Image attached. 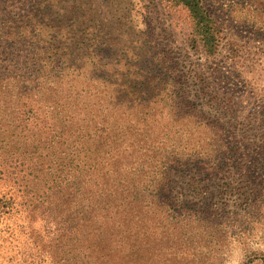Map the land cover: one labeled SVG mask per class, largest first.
Returning <instances> with one entry per match:
<instances>
[{
    "label": "trees",
    "instance_id": "obj_1",
    "mask_svg": "<svg viewBox=\"0 0 264 264\" xmlns=\"http://www.w3.org/2000/svg\"><path fill=\"white\" fill-rule=\"evenodd\" d=\"M165 1L187 12L192 43L215 56L220 29L203 1ZM140 9L0 0V154L32 184L3 194L0 216L26 213L28 264H190L189 241L208 251L227 241L219 210L185 209L175 184L201 200L210 183L248 176L247 155L144 34ZM256 263L264 252L245 262Z\"/></svg>",
    "mask_w": 264,
    "mask_h": 264
},
{
    "label": "rangeland",
    "instance_id": "obj_2",
    "mask_svg": "<svg viewBox=\"0 0 264 264\" xmlns=\"http://www.w3.org/2000/svg\"><path fill=\"white\" fill-rule=\"evenodd\" d=\"M124 1L134 8L132 15L140 8L145 14L141 6L148 7L144 16H136L140 28L159 44L164 56L179 64L191 90L204 92L197 104L220 122L227 143L241 148L251 167L248 176L231 174L210 183L201 200L192 198L185 185L175 184L174 194L182 207L197 213L216 207L229 234L227 241L209 247L211 251L200 240L189 241V253L196 257L192 260L186 254L185 259L190 264H245L254 252H264L260 205L264 199V5L254 0H202L220 29L218 52L209 56L201 45L192 43L185 10L165 0ZM12 163L0 154V197L18 196L20 186L31 190V182L22 181ZM161 220H156L159 231L164 227ZM30 225L20 208L0 216V264H28ZM34 225L41 228V223Z\"/></svg>",
    "mask_w": 264,
    "mask_h": 264
}]
</instances>
